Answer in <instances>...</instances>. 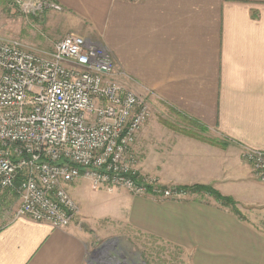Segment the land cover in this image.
<instances>
[{
	"label": "crops",
	"instance_id": "crops-1",
	"mask_svg": "<svg viewBox=\"0 0 264 264\" xmlns=\"http://www.w3.org/2000/svg\"><path fill=\"white\" fill-rule=\"evenodd\" d=\"M54 1L67 29L99 38L120 80L151 103L134 145L139 170L168 186H211L240 214L208 192L172 200L118 187L104 190L119 209L99 215L73 182L79 213L55 228L17 218L19 194L0 187V264H87L101 221L181 247L187 264H264V182L242 159L245 147L264 150V0ZM162 108L205 132L164 124Z\"/></svg>",
	"mask_w": 264,
	"mask_h": 264
},
{
	"label": "built area",
	"instance_id": "built-area-1",
	"mask_svg": "<svg viewBox=\"0 0 264 264\" xmlns=\"http://www.w3.org/2000/svg\"><path fill=\"white\" fill-rule=\"evenodd\" d=\"M13 6L26 15L63 9L54 0ZM123 74L99 40L72 33L45 50L0 35V187L19 194L17 218L70 226L80 208L68 186L81 177L94 190L188 196L139 170L134 145L152 112ZM242 158L264 182V150L245 147Z\"/></svg>",
	"mask_w": 264,
	"mask_h": 264
},
{
	"label": "rangeland",
	"instance_id": "rangeland-1",
	"mask_svg": "<svg viewBox=\"0 0 264 264\" xmlns=\"http://www.w3.org/2000/svg\"><path fill=\"white\" fill-rule=\"evenodd\" d=\"M125 1L134 2L137 0ZM13 3L14 0H4V5L1 4L0 6L1 36L19 38L32 47L35 46L47 50L51 49L58 40L66 35L79 34L76 31L67 29L68 26H71V23L63 20L61 15L63 9L61 11H45L26 15L20 12L17 6H13ZM85 37L95 40L99 39L90 34ZM117 70H119L118 67ZM144 96L147 98L146 95ZM150 106L152 112L151 103ZM162 111L167 113L159 114L157 112L156 115L159 114V119L166 125L169 124L174 128L192 132L198 136L205 132L198 127L197 123L183 119L171 110L162 108ZM136 155L138 157L137 152ZM138 163L139 158H137ZM74 182H77L76 186H80L78 188L81 193L80 202L85 207L95 208V214L107 215L119 209L120 203L107 190L92 189L89 181L83 177L77 178ZM71 185L68 186V189L74 197L75 191L71 190ZM171 187L183 188V186L178 185H171ZM95 224L97 226L94 229L96 227L97 229L92 232L95 236L96 246L89 252L87 264H187L181 247L167 243L148 233L129 228L125 224L109 221H101L100 225L98 223ZM81 225L90 228L84 222Z\"/></svg>",
	"mask_w": 264,
	"mask_h": 264
},
{
	"label": "trees",
	"instance_id": "trees-1",
	"mask_svg": "<svg viewBox=\"0 0 264 264\" xmlns=\"http://www.w3.org/2000/svg\"><path fill=\"white\" fill-rule=\"evenodd\" d=\"M183 188L186 189L188 192H195V191L208 192L211 195H213L218 201H220L223 205L231 207V209L236 214H240V211L237 208V203L234 199L227 197V196H223L218 191L213 189L211 186L197 184V185H192V186L183 187Z\"/></svg>",
	"mask_w": 264,
	"mask_h": 264
}]
</instances>
